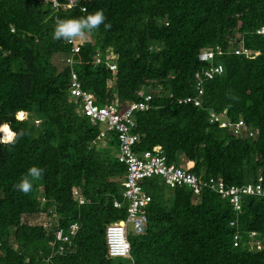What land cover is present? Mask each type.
Instances as JSON below:
<instances>
[{"label":"trees","instance_id":"16d2710c","mask_svg":"<svg viewBox=\"0 0 264 264\" xmlns=\"http://www.w3.org/2000/svg\"><path fill=\"white\" fill-rule=\"evenodd\" d=\"M56 1L58 11L0 0V132L11 134L8 142L0 134V264H126L108 257L105 228L126 217L127 167L116 133L96 140L102 126L70 95L72 74L98 106L124 110L149 94V110L133 115V153L159 150L168 164L191 162L202 187L141 182L151 203L145 232L128 237L135 264H264V197L240 194L237 207L210 188L254 189L260 177L264 185V36L256 34L264 0ZM68 32L93 40L71 65ZM216 46L222 55L213 63L223 72L204 81L198 107L179 104L195 96L193 74L208 67L198 54ZM239 46L250 54L235 55ZM97 53L115 55L116 70L95 64ZM223 112L247 133L210 123ZM40 213L46 225L22 220Z\"/></svg>","mask_w":264,"mask_h":264},{"label":"built area","instance_id":"2783aa9c","mask_svg":"<svg viewBox=\"0 0 264 264\" xmlns=\"http://www.w3.org/2000/svg\"><path fill=\"white\" fill-rule=\"evenodd\" d=\"M41 5H51L54 11H58L61 5L56 0H36ZM71 4L65 5L63 8H69ZM256 34L264 36V27L258 29ZM67 43L71 46L70 55L66 58L67 65L73 63V56L80 51V44L76 42L71 36L68 37ZM235 55H249V50L242 46L233 49ZM222 55V50L216 46L212 50L202 51L198 54V60L200 62H206L208 67L196 71L193 74L195 96H187L178 101L179 104H193L195 107L200 105V96L203 94V83L206 80H211L217 75H221L223 67L221 65H215L213 63L215 55ZM114 56L111 53L101 55L96 54L94 62L95 64L104 63L110 71L116 70V64L113 62ZM70 95L80 100L81 114L89 119L94 124H100L102 130L99 132L97 141L101 142L107 136L108 133H116L119 141V157L120 163H123L127 167V175L123 180L122 197L126 202L124 204L119 201L113 202L115 209H121L123 206L126 208V217L123 221H119L116 224H109L105 228V243L107 248V255L111 259H123L126 260V264H135L131 257V246L128 240L129 231L127 224L132 225L133 236H139L143 234L147 227V216L145 214V208L151 203V196L145 190L141 182L143 180L160 177L167 187L174 188L178 185H186L192 189L195 193L199 192L202 188L198 183L197 178L188 172L189 168L176 166L174 164H168L165 157L159 150L145 151L139 154H135L132 151V147L138 142V135L133 133L135 122L133 115L135 112H144L149 110V101L151 96L145 91H141V101L133 102L124 110L119 108L116 103H110L98 106L95 103L93 94L84 92L81 90V85L77 81L76 75L72 74L71 84L69 88ZM225 112L221 116L211 114L210 123L218 124L220 128H233L235 133H247L244 123L239 120L237 123L232 124L228 120L224 119ZM251 135L250 132H248ZM262 178L258 179L255 188L248 185L246 187H230L228 190L224 188V185L220 182L216 187L210 186L223 196L231 195V202L237 207L239 203L240 194H257L264 197V185L262 184ZM209 184H204V188ZM77 225L70 226L71 232H75ZM131 236V235H130ZM61 233L58 234V239H61ZM66 237L63 238L65 240ZM237 239V236L234 237Z\"/></svg>","mask_w":264,"mask_h":264},{"label":"rangeland","instance_id":"374dc122","mask_svg":"<svg viewBox=\"0 0 264 264\" xmlns=\"http://www.w3.org/2000/svg\"><path fill=\"white\" fill-rule=\"evenodd\" d=\"M74 38L76 41H79L81 43H84V42H93L92 38L90 37V35L88 33H77V34H74ZM63 56H59V55H56L54 56L53 58V63L56 67H61L63 65V59H62ZM25 117V114H23V116L20 114V115H17V118L18 119H23ZM2 136H5L2 134ZM113 152L116 154V149L114 148L113 149ZM178 166H181V167H184V163L181 162V160L179 161V164ZM190 166V165H189ZM23 222L26 223V224H29V225H46L48 221V216H46V214L44 213H40L38 215H35V216H28V217H23ZM127 229L129 231V234L131 236H133L132 234V225L130 223L127 224Z\"/></svg>","mask_w":264,"mask_h":264},{"label":"clouds","instance_id":"9594fccd","mask_svg":"<svg viewBox=\"0 0 264 264\" xmlns=\"http://www.w3.org/2000/svg\"><path fill=\"white\" fill-rule=\"evenodd\" d=\"M69 36H71V37L75 40V38H74V34L68 32V33H67V37H66V43H67V40H68V37H69ZM75 41H76V40H75ZM76 42H78V43L80 44V50H81V46H82L83 43H81V42H79V41H76ZM67 44H68V43H67ZM68 45H69V44H68ZM69 46H70V45H69ZM70 48H71V46H70ZM79 52H80V51H79ZM79 52H78V53H79ZM97 54H101V55H103L102 53H97ZM107 54H108V53H107ZM69 55H70V53H69ZM69 55H68V57H69ZM112 55H113V54H112ZM113 56H114V60H113V62H114L115 59H116V57H115V55H113ZM68 57H66V58H68ZM73 57H74V56H73ZM94 59H95V58H94ZM73 61H74V58H73ZM65 63H66V62H65ZM114 63H115V62H114ZM109 71H110V70H109ZM19 113L23 114L22 112H19ZM19 113H18V114H19ZM185 166H186L187 168H189V169L191 168V167H188L186 164H185ZM122 221H123V220H122ZM129 243H130V242H129Z\"/></svg>","mask_w":264,"mask_h":264},{"label":"bare ground","instance_id":"6f19581e","mask_svg":"<svg viewBox=\"0 0 264 264\" xmlns=\"http://www.w3.org/2000/svg\"><path fill=\"white\" fill-rule=\"evenodd\" d=\"M21 114V113H20ZM22 116H23V114H21ZM4 128V127H3ZM3 128L1 129V132H0V134H1V138L3 139V137H4V139H8L7 141H5L4 139H3V141H5V142H8L9 140H10V137H11V134H10V132H9V136L8 137H5V136H2V132H3ZM8 130V129H7ZM9 131V130H8Z\"/></svg>","mask_w":264,"mask_h":264},{"label":"crops","instance_id":"0c3cea01","mask_svg":"<svg viewBox=\"0 0 264 264\" xmlns=\"http://www.w3.org/2000/svg\"><path fill=\"white\" fill-rule=\"evenodd\" d=\"M186 165H187L188 167H192V166H193V164H192L191 162L186 163ZM189 165H190V166H189Z\"/></svg>","mask_w":264,"mask_h":264}]
</instances>
